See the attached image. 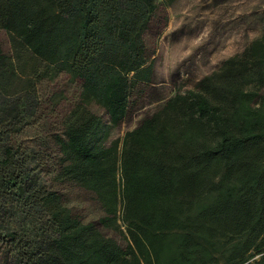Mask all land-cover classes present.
<instances>
[{
	"label": "trees",
	"instance_id": "1",
	"mask_svg": "<svg viewBox=\"0 0 264 264\" xmlns=\"http://www.w3.org/2000/svg\"><path fill=\"white\" fill-rule=\"evenodd\" d=\"M174 1L0 0L9 264H264V32L127 132L122 148L99 138L105 124L92 106L117 127L146 101ZM61 79L80 85L74 99L42 91ZM50 109L51 138L21 140ZM49 175L94 193L99 219L65 205Z\"/></svg>",
	"mask_w": 264,
	"mask_h": 264
},
{
	"label": "rangeland",
	"instance_id": "2",
	"mask_svg": "<svg viewBox=\"0 0 264 264\" xmlns=\"http://www.w3.org/2000/svg\"><path fill=\"white\" fill-rule=\"evenodd\" d=\"M169 23L158 38L155 60V80L144 104L120 126L113 127L105 111L92 106L101 115L104 129L99 138L108 144L121 140L140 125L143 119L160 110L175 94L194 89L205 76L217 71L229 58L240 54L252 41L264 32V0H175L168 8ZM8 31L0 27V45L9 50ZM80 85L71 80H59L43 85L42 91H62L70 99L79 91ZM50 118L42 125H29L20 133L26 144L50 137L57 116L50 109ZM51 125V126H50ZM50 126V127H49ZM49 128V132H48ZM52 151L57 152L52 142ZM49 174L48 170L41 173ZM48 185L59 191L63 202L79 212L85 222L97 221L102 207L94 193L68 182H61L57 175H49ZM104 232L125 246V237L115 230ZM0 264H9L7 250L0 247Z\"/></svg>",
	"mask_w": 264,
	"mask_h": 264
}]
</instances>
